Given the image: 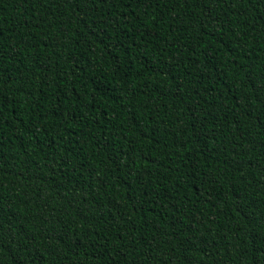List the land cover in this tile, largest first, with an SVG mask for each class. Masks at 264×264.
Here are the masks:
<instances>
[{"label": "trees", "instance_id": "trees-1", "mask_svg": "<svg viewBox=\"0 0 264 264\" xmlns=\"http://www.w3.org/2000/svg\"><path fill=\"white\" fill-rule=\"evenodd\" d=\"M0 264H264V0H0Z\"/></svg>", "mask_w": 264, "mask_h": 264}]
</instances>
